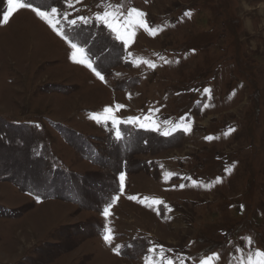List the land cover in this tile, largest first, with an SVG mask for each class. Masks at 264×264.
<instances>
[{
	"label": "rangeland",
	"instance_id": "1",
	"mask_svg": "<svg viewBox=\"0 0 264 264\" xmlns=\"http://www.w3.org/2000/svg\"><path fill=\"white\" fill-rule=\"evenodd\" d=\"M30 2L58 10L96 71L31 9L0 23V264H247L264 251V0ZM132 8L155 35L137 25L122 40L97 19Z\"/></svg>",
	"mask_w": 264,
	"mask_h": 264
},
{
	"label": "snow or ice",
	"instance_id": "2",
	"mask_svg": "<svg viewBox=\"0 0 264 264\" xmlns=\"http://www.w3.org/2000/svg\"><path fill=\"white\" fill-rule=\"evenodd\" d=\"M8 10L3 13V19L0 20V23L6 24L9 21L10 16L13 14L14 11L19 10V9H31L37 16L40 18L44 19L47 21V23L53 27V29L57 32L58 35H61L65 40H68V37L64 34L63 30L57 27V24L59 21L55 20V17L57 15V9L55 7H52L50 12H46L41 10L39 7H34L33 4L28 0V2H25V0H8ZM145 14L143 12H140L139 10L132 8L128 10L127 13V19L123 22L120 23V17L119 14L116 11H104L102 14H97V19L100 20L101 22L105 23L111 30L119 34L120 39H125V36L128 37V39H131L133 33L130 31V29L134 26H140L145 28V30L149 31L151 34L155 35L157 29H151L148 28L147 23L144 21L143 16ZM186 16H190V12L185 13ZM79 19L84 20L83 17H80ZM87 22V21H85ZM71 23L75 24L76 21L73 20ZM123 30V31H122ZM68 43L70 44L71 48L73 49L71 53V58L74 61H78L81 64H86L89 68H91L94 72L96 71L95 68H93L92 63L87 59V57L84 55V49L78 47L76 43H72V41L68 40ZM79 55V58H78ZM149 66L155 67L154 64H151L150 62ZM96 75L103 80V76L99 73L96 72ZM205 91H208V89H205ZM124 107L123 105H116V108H122ZM105 113H111L112 109L110 107H106L104 109ZM93 119H97L99 122L100 117L94 115L92 117ZM105 119H111L113 124H117L118 120L115 116H106ZM138 118L132 117L129 118L126 123L128 122H134ZM147 119V118H146ZM147 125L141 124V127H145ZM154 126V125H153ZM183 126L185 131H190V126H184V125H177V127ZM235 129H229V132L234 131ZM168 132H165V135H168ZM227 135V133H226ZM116 137L117 139L120 138V132L117 129L116 131ZM207 139H212V137H207ZM171 175V174H169ZM119 181H120V192L123 193L124 191V182H125V174L123 172L120 173L119 176ZM217 183L220 182V179L217 178ZM195 184V181L193 182ZM209 185H205V187H208ZM119 197H113L112 203H115L116 200H118ZM129 199H137L136 196H131ZM154 203H160V201H153ZM112 203L108 204L103 211V215L107 217L110 214V208L112 207ZM243 207V206H241ZM113 239L112 235V230L111 228H106L105 229V234H104V240L105 242L111 244ZM248 242L251 243V238H248ZM119 245H117L113 250L116 251L117 253L119 252ZM151 251H155V249H152ZM219 257L216 254H213L211 257H207L206 259L201 260L200 264H212V262L215 259H218ZM145 264H154V261H152L150 258L146 257L145 259ZM168 264H173L171 260L168 261ZM247 264H264V251L261 250H256L254 254L250 253L247 257Z\"/></svg>",
	"mask_w": 264,
	"mask_h": 264
}]
</instances>
